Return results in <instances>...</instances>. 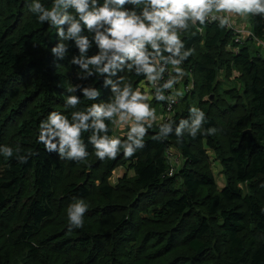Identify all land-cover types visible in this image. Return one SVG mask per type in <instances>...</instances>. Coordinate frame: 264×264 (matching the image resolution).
Here are the masks:
<instances>
[{
	"label": "trees",
	"instance_id": "trees-1",
	"mask_svg": "<svg viewBox=\"0 0 264 264\" xmlns=\"http://www.w3.org/2000/svg\"><path fill=\"white\" fill-rule=\"evenodd\" d=\"M33 2L0 0V148L13 149L12 157L0 151V264H15L18 258L20 264H264V58L248 45L234 52L238 45L232 31L220 22L193 25L189 20L179 33L180 53L191 49L192 54L178 66L184 82L191 75L193 89L174 115L158 124L142 122L145 146L133 156L126 158L121 146L115 159L103 160L90 142L93 133L123 141L128 128L116 134L118 113L89 115L84 122L89 127L81 128L88 155L79 161L61 158L39 142L41 121L59 112L70 124L79 123L73 112L87 115L93 104L107 110L127 84L131 100L147 74L137 75L125 66L116 69L117 75L96 73L81 79L87 70L72 58L86 62L99 53L91 34H77L91 44L81 54L77 36L61 40L50 20L41 23V13L30 11ZM39 2L46 10L53 4ZM64 10L60 5L58 16ZM67 11L75 15L71 5ZM247 15L252 32L264 37V14ZM69 27L63 25L66 35ZM58 43L68 47L63 59L52 54ZM220 72L240 88L221 96ZM84 89L97 95L88 98ZM70 96L78 100L74 107L66 106ZM194 97L205 119L192 137L188 129L195 118L190 117ZM151 101L159 102L157 97ZM182 119L188 123L178 142L176 127ZM97 120L106 131L95 129ZM166 124L171 132L161 130ZM211 128L216 131L209 134ZM247 129L252 140L243 134ZM167 147L181 157L170 176ZM210 154L221 166V188L210 168ZM18 155L27 156V163H20ZM122 166L126 171L112 185L110 177ZM79 200L88 208L83 226L75 228L68 210Z\"/></svg>",
	"mask_w": 264,
	"mask_h": 264
},
{
	"label": "clouds",
	"instance_id": "clouds-1",
	"mask_svg": "<svg viewBox=\"0 0 264 264\" xmlns=\"http://www.w3.org/2000/svg\"><path fill=\"white\" fill-rule=\"evenodd\" d=\"M60 5L64 6V12L58 16ZM71 5L75 15L67 11ZM30 11L39 12L38 20L44 23L50 20L53 26L58 29V36L61 40H68L77 36L82 30H87L91 35V43H94L99 49V53L90 57L86 62L72 58V63L79 64L81 68L86 69V75L81 79H87L90 76L99 73L100 75H117L116 69L124 70V67L133 70L135 74L146 73L147 81L152 84L165 71V63L170 62L175 72L181 73L182 70L177 67L180 62L192 54L189 49L183 55L180 49L183 46L179 33L188 28L187 21L191 20L193 25L199 21L204 24L205 18L211 16L216 18V13L239 14H264V0H53L50 10L44 9L39 0L29 6ZM70 23L67 35L63 25ZM229 23L228 16L220 18V26ZM76 43L80 53H85L91 44L88 37H78ZM163 44V50L161 48ZM150 46V50L149 47ZM67 45L58 43L52 48V54L59 59L64 58L67 51ZM163 52L171 53V56H163ZM174 56H180V59H173ZM130 63L125 65V61ZM119 61V64H117ZM89 65L95 66L94 70L89 69ZM102 65V67H101ZM159 67L160 72H157ZM153 73H156L153 75ZM185 75V73H182ZM118 79L119 76H118ZM122 80V79H121ZM180 79L172 77L164 85V88H171L174 83H179ZM106 82H110L107 81ZM78 87V86H77ZM131 84H127L117 98L115 105H109L107 110L103 107L93 104L88 114L83 112H73V120L79 123L70 124L67 116H62L59 112H51L47 119L41 121L39 129V142L43 143L48 152H57L61 158L83 160L88 153L85 151L84 143L81 139V128L87 130L89 127L84 122L89 119V115L97 117L103 115L111 117L113 113H118L117 123L123 128L125 122L134 121L129 131L127 139L121 140L118 137L109 138L107 136L97 137L94 132L90 137V142L96 149V156L103 160L105 157L115 159L123 148V155L133 156L137 148H143V137L146 128L139 123L144 117L152 116L155 109H149V106L142 103L145 99H150L140 90H136L128 100ZM75 89L72 88L71 91ZM115 90V88L113 89ZM88 98L97 95L96 91L84 89ZM146 93V92H145ZM181 95V93H177ZM158 100H163L162 94L157 95ZM78 100L75 96L67 98L66 106H76ZM121 109L124 111L121 112ZM195 114L188 134L192 137L197 135V130L201 128V122L205 119V113L199 108L190 109V117ZM188 121L182 119L176 127V136L181 138L184 135V129ZM94 127L98 131H106V125L103 121L94 122ZM148 127H152L151 124ZM161 130L171 132L170 125H162ZM216 129H208L209 134L214 133ZM161 135V133H160ZM59 137L57 140L56 138ZM133 145L136 147L134 148ZM67 149V151H66ZM5 157L13 156V149L9 146L0 148ZM19 151V148H17ZM31 152L28 156H31ZM20 163H27V156L18 155ZM88 206L83 200L73 203L68 210V219L71 227L80 228L83 226V216Z\"/></svg>",
	"mask_w": 264,
	"mask_h": 264
},
{
	"label": "built area",
	"instance_id": "built-area-1",
	"mask_svg": "<svg viewBox=\"0 0 264 264\" xmlns=\"http://www.w3.org/2000/svg\"><path fill=\"white\" fill-rule=\"evenodd\" d=\"M215 15V19H212L211 16L206 17L204 23L210 24L214 22H220L221 17L228 16L229 23L224 26L232 31L233 41L238 45L235 49H233L234 52H237L238 48L247 43V41H251L257 43L262 48V50L257 51V55L264 58V41L257 37L252 32V29L248 28L245 30L240 26H237L232 21L231 14L216 13ZM197 30L202 32V27L197 26ZM160 63L161 65L165 66V71L160 73V76L155 81V83L152 84L151 82L147 81V79H145L140 83L138 88L142 94H146L151 98L157 97V95L160 94L164 96L163 100H159L163 110L160 122H164L174 115L175 109L180 103L181 99L192 93L193 84L191 80L184 82L182 80V74L175 72L170 62L165 63L164 60H161ZM157 72H160L159 67H157ZM155 74L156 73H153V75ZM172 77L180 79L179 83H174L171 88H164L163 85ZM178 92L181 93V95H178ZM165 156L169 164L168 175L170 176L173 175L180 166L181 157L173 147L166 148Z\"/></svg>",
	"mask_w": 264,
	"mask_h": 264
},
{
	"label": "rangeland",
	"instance_id": "rangeland-1",
	"mask_svg": "<svg viewBox=\"0 0 264 264\" xmlns=\"http://www.w3.org/2000/svg\"><path fill=\"white\" fill-rule=\"evenodd\" d=\"M248 20V19H246ZM262 41H264V37L260 38ZM248 42V41H247ZM249 47H250V50L254 53V51L256 50H262V48L255 42H250L249 43ZM178 66V65H177ZM180 68V67H179ZM181 69V68H180ZM182 74V72H181ZM233 76V75H232ZM188 80H191V75H189V77L187 76ZM219 78L221 79V88L219 90V94L221 96H224L222 94V92L226 91V90H229L231 88H234V87H237V88H240V83L237 82L236 80L234 79H231L232 77H230L229 79H226V77L224 76V73L223 72H220L219 73ZM182 80H184V75H182ZM139 90V88H137ZM226 98H228L227 96H225ZM148 102V106H149V109H155V111L159 108V106L161 107V104L160 102H152L151 100L147 99L146 100ZM190 103L192 105V107H195L197 108V103H198V99L197 98H192L190 100ZM162 109V107H161ZM159 112V111H158ZM162 113H163V110H161V112L157 115L154 116V118H152V116H148V117H144L141 121H139V123H142V122H146V121H151L155 124H158L160 123V119H161V116H162ZM118 117L119 115L117 116L115 114V122H114V126H116V134H120V133H124L125 131H127V128H128V131L130 129V126L134 121V118L132 120H129L128 124L127 125H123V128H118ZM127 131V132H128ZM209 160H210V168L211 170L214 172V177H215V180H216V183H217V187L221 188L223 185H224V176L223 174L221 173V166L218 162H216L215 160H213L214 158V155L213 154H210L209 155ZM126 171V168L125 167H119L118 169L114 170L112 176L110 177V183L112 185H114L116 183V180L119 176H122L124 174V172ZM243 188H245V186L243 185ZM20 258L17 259L16 263L15 264H20L21 263V260H19Z\"/></svg>",
	"mask_w": 264,
	"mask_h": 264
},
{
	"label": "crops",
	"instance_id": "crops-1",
	"mask_svg": "<svg viewBox=\"0 0 264 264\" xmlns=\"http://www.w3.org/2000/svg\"><path fill=\"white\" fill-rule=\"evenodd\" d=\"M231 18H232V21L237 25V26H240L241 28L243 29H251V24H250V21H249V17L248 15L246 16H241L239 14H231ZM248 19V20H246ZM251 41H248L247 43L243 44V45H248L249 46V43ZM258 50H256L255 52H257ZM189 77V76H188ZM138 90V89H137ZM150 97V96H149ZM152 98L150 97L149 100H151ZM147 99L143 100L146 102V104L148 105V102L146 101ZM161 107L159 106V108L153 113L152 115V118H154L155 115L159 114L161 112ZM159 111V112H158ZM129 121L125 122L124 125H127ZM151 122V121H150ZM117 126V125H116ZM118 128H121L120 125H118Z\"/></svg>",
	"mask_w": 264,
	"mask_h": 264
},
{
	"label": "water",
	"instance_id": "water-1",
	"mask_svg": "<svg viewBox=\"0 0 264 264\" xmlns=\"http://www.w3.org/2000/svg\"><path fill=\"white\" fill-rule=\"evenodd\" d=\"M210 97L212 98L213 95H210ZM243 134H248L249 137H250V139L252 140V133H251V131H250L249 129L245 130V131L243 132Z\"/></svg>",
	"mask_w": 264,
	"mask_h": 264
}]
</instances>
